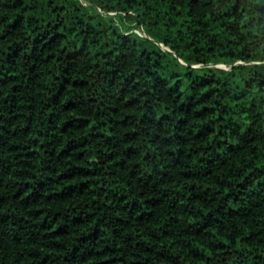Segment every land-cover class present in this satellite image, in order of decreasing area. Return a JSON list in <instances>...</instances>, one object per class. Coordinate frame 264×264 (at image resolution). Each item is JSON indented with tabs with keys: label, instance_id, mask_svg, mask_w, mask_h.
Here are the masks:
<instances>
[{
	"label": "trees",
	"instance_id": "16d2710c",
	"mask_svg": "<svg viewBox=\"0 0 264 264\" xmlns=\"http://www.w3.org/2000/svg\"><path fill=\"white\" fill-rule=\"evenodd\" d=\"M0 264H264V0H0Z\"/></svg>",
	"mask_w": 264,
	"mask_h": 264
}]
</instances>
